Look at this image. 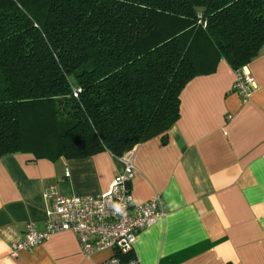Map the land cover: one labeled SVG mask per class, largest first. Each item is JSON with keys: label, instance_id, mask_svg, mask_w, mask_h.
Instances as JSON below:
<instances>
[{"label": "trees", "instance_id": "obj_1", "mask_svg": "<svg viewBox=\"0 0 264 264\" xmlns=\"http://www.w3.org/2000/svg\"><path fill=\"white\" fill-rule=\"evenodd\" d=\"M262 47L264 0H0V158L166 144L185 86Z\"/></svg>", "mask_w": 264, "mask_h": 264}, {"label": "crops", "instance_id": "obj_2", "mask_svg": "<svg viewBox=\"0 0 264 264\" xmlns=\"http://www.w3.org/2000/svg\"><path fill=\"white\" fill-rule=\"evenodd\" d=\"M246 68L254 80L247 101L231 91L235 72L221 60L182 90L167 143L156 137L132 150L133 203L158 198L163 212L138 234L140 264H264V47ZM123 169L106 152L56 162L1 157L0 264H106L111 252L84 257L71 232L17 258L10 244L27 224L45 229L57 196L105 194Z\"/></svg>", "mask_w": 264, "mask_h": 264}, {"label": "built area", "instance_id": "obj_3", "mask_svg": "<svg viewBox=\"0 0 264 264\" xmlns=\"http://www.w3.org/2000/svg\"><path fill=\"white\" fill-rule=\"evenodd\" d=\"M234 72L231 91L245 102L254 88V80L246 66ZM117 160L124 169L114 178L107 193L86 197L57 196L46 214L45 229L39 231L34 224H27L22 238L10 244L9 256L17 258L55 234L71 232L84 257L109 251L112 255L106 264H140L134 252L138 234L151 227L163 212L158 198L140 205L133 203L131 184L135 168L131 153Z\"/></svg>", "mask_w": 264, "mask_h": 264}, {"label": "clouds", "instance_id": "obj_4", "mask_svg": "<svg viewBox=\"0 0 264 264\" xmlns=\"http://www.w3.org/2000/svg\"><path fill=\"white\" fill-rule=\"evenodd\" d=\"M259 207H260V206H257L256 208H254V211H257L258 214H259ZM4 247H5V246L2 244V242H0V248H4ZM6 264H11V262L8 261V262H6Z\"/></svg>", "mask_w": 264, "mask_h": 264}]
</instances>
